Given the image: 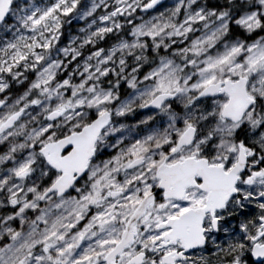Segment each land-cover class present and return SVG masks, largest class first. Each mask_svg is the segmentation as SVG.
<instances>
[{"label": "snow or ice", "instance_id": "snow-or-ice-1", "mask_svg": "<svg viewBox=\"0 0 264 264\" xmlns=\"http://www.w3.org/2000/svg\"><path fill=\"white\" fill-rule=\"evenodd\" d=\"M0 264H264V0H0Z\"/></svg>", "mask_w": 264, "mask_h": 264}]
</instances>
